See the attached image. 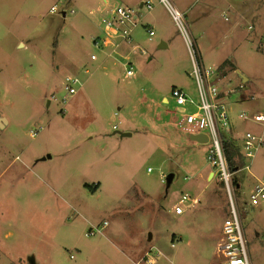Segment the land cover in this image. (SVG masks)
I'll return each mask as SVG.
<instances>
[{"label":"rangeland","instance_id":"rangeland-1","mask_svg":"<svg viewBox=\"0 0 264 264\" xmlns=\"http://www.w3.org/2000/svg\"><path fill=\"white\" fill-rule=\"evenodd\" d=\"M107 1L138 17L145 55L132 57L130 79L123 61L98 68L75 55L99 54L104 0H0V264H220L228 201L207 160L212 143L163 113L173 88L197 98L182 36L160 5ZM170 1L220 76L232 119L224 135L240 148L247 132L264 140V126L239 118L264 114V0ZM227 9L228 21L214 14ZM67 77L81 83L72 96ZM235 179L249 264H264V200L249 198L264 182V149ZM185 197L197 203L176 215Z\"/></svg>","mask_w":264,"mask_h":264},{"label":"built area","instance_id":"built-area-1","mask_svg":"<svg viewBox=\"0 0 264 264\" xmlns=\"http://www.w3.org/2000/svg\"><path fill=\"white\" fill-rule=\"evenodd\" d=\"M162 6L171 21L182 36L183 42L189 55L192 70L189 73L197 88V98L193 99L187 92L179 88H173L169 98H164L163 113L171 118V125L175 129L184 131L190 135H204L212 143L211 154L208 156L209 164L217 170L225 186L228 209L222 225V235L217 243L216 251L220 258V264H249L246 240L242 229V209H240L235 199V186L232 180L233 173L240 170H250L251 163L256 153L264 149L262 136H256L247 132L243 137L240 153L245 160L244 167H235V172H231L226 163L223 151L224 132H230L232 126L231 109L225 101V94L218 88L220 78L216 69L206 67L201 60L196 40L190 34L188 24L185 20V13L178 10L170 0H142L140 8L147 12H152L155 5ZM51 8V12H54ZM229 9L214 14L228 21ZM102 34L93 39V46L99 54H85L79 49L75 52L77 58L84 64L99 63L98 68H102L107 62L113 66L123 61L125 73L123 79H130L136 76L133 67L132 57L134 55H145V51L138 44L134 43L133 32L138 25L136 12L127 6L113 3L108 6L103 18L100 20ZM248 30H252L248 26ZM154 32L148 30V37L151 39ZM77 78L67 77L64 81V89L67 95L72 96L77 92V85H80ZM239 118L248 119L254 123L264 126V114L254 113L246 116L239 114ZM35 130L33 135L39 134ZM148 172H151L148 169ZM165 181V180H164ZM163 181V182H164ZM250 202L256 204L259 200H264V182L255 185L250 193ZM180 205L175 207V214L182 215L187 209L197 202L195 199L185 197L180 201ZM107 224L105 223L103 227ZM95 229L89 234L101 233L102 229Z\"/></svg>","mask_w":264,"mask_h":264},{"label":"trees","instance_id":"trees-1","mask_svg":"<svg viewBox=\"0 0 264 264\" xmlns=\"http://www.w3.org/2000/svg\"><path fill=\"white\" fill-rule=\"evenodd\" d=\"M233 70H235V69H233ZM231 132H232V130H230V133ZM223 151H224L226 163H227L228 168L230 169L231 172H235V167H237V166H239L240 168L244 167L245 160L240 153V147H238V145L236 144V141L232 139L231 135L225 136L223 138ZM221 183L223 184L222 181H221ZM234 186H235L234 191H237L239 189V182L236 179L234 180ZM237 186H238V188H236ZM85 187L89 188L88 185H85ZM238 205H239L240 209H242L240 204H238Z\"/></svg>","mask_w":264,"mask_h":264},{"label":"water","instance_id":"water-1","mask_svg":"<svg viewBox=\"0 0 264 264\" xmlns=\"http://www.w3.org/2000/svg\"><path fill=\"white\" fill-rule=\"evenodd\" d=\"M240 76H241V78H242L243 80L247 81V79L244 78L242 75H240ZM0 122H1L0 125L3 126V124H4L6 121H5L4 119L1 118V119H0ZM114 134H119L121 138L130 136V134L120 133V132H115ZM190 137H191V140H192V141L197 142V143H200V144H205V143L208 142L207 137L204 136V135H191ZM171 178H172V175H169V176L166 178V180H167V181H170ZM236 188H238V186H237ZM242 217L245 218V213H244V212H242ZM30 264H34V261H33L32 258H30Z\"/></svg>","mask_w":264,"mask_h":264},{"label":"crops","instance_id":"crops-1","mask_svg":"<svg viewBox=\"0 0 264 264\" xmlns=\"http://www.w3.org/2000/svg\"><path fill=\"white\" fill-rule=\"evenodd\" d=\"M141 2H142V0H140ZM104 3H105V12L108 10V6L110 5L109 4V2L107 1V0H104ZM162 45H164V44H162ZM79 48V47H78ZM237 74H239L238 72H237V69H236V71H235ZM163 101H164V99H163ZM4 126L6 125L5 123L3 124ZM124 138V137H123ZM211 175V174H210ZM161 254V253H160ZM146 255L147 254H145V255H142L140 258H139V260L140 259H142V258H144V257H146ZM138 262V261H137ZM156 262V261H155ZM151 263H153L152 261H151ZM155 264V263H154Z\"/></svg>","mask_w":264,"mask_h":264},{"label":"bare ground","instance_id":"bare-ground-1","mask_svg":"<svg viewBox=\"0 0 264 264\" xmlns=\"http://www.w3.org/2000/svg\"><path fill=\"white\" fill-rule=\"evenodd\" d=\"M76 50V52L78 53L79 52V49L77 48V49H75Z\"/></svg>","mask_w":264,"mask_h":264}]
</instances>
